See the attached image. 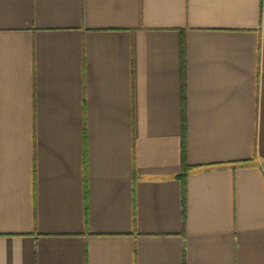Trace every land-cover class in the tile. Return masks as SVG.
I'll use <instances>...</instances> for the list:
<instances>
[{
	"label": "crops",
	"instance_id": "1",
	"mask_svg": "<svg viewBox=\"0 0 264 264\" xmlns=\"http://www.w3.org/2000/svg\"><path fill=\"white\" fill-rule=\"evenodd\" d=\"M0 264H264V0H0Z\"/></svg>",
	"mask_w": 264,
	"mask_h": 264
},
{
	"label": "trees",
	"instance_id": "2",
	"mask_svg": "<svg viewBox=\"0 0 264 264\" xmlns=\"http://www.w3.org/2000/svg\"><path fill=\"white\" fill-rule=\"evenodd\" d=\"M185 42L184 38L181 41V53H182V67H183V81H182V168L179 174V178L182 181L183 188H182V206H183V213L186 210V189H185V179L189 170L192 169L191 166L187 164L186 161V85H185V73H184V63H185Z\"/></svg>",
	"mask_w": 264,
	"mask_h": 264
}]
</instances>
